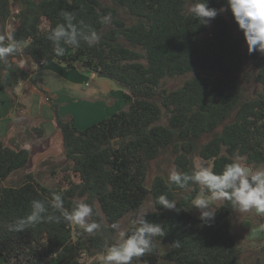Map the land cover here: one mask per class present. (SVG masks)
Listing matches in <instances>:
<instances>
[{"label":"trees","instance_id":"obj_1","mask_svg":"<svg viewBox=\"0 0 264 264\" xmlns=\"http://www.w3.org/2000/svg\"><path fill=\"white\" fill-rule=\"evenodd\" d=\"M199 2L0 0V36L12 20L8 34L24 42L7 64L0 62V92L11 97L13 107L21 106L16 89L31 75L19 65L22 58L35 68L55 61L83 73L108 74L128 100L126 109L79 130L74 119L62 117L47 92L32 82L50 103L67 163L61 175L51 171L53 186L43 185L34 173H24L31 151L0 141L2 264H100L87 259L120 243L119 223L135 217L148 201L151 211L128 227L124 239L141 220L159 225L164 235L152 237L153 251L133 264H264V245L255 260L244 259L233 232L236 208L230 201L222 199L205 223L191 201L201 193L211 196L206 186L190 180L181 188L162 175L146 186L150 162L161 156H168L175 171L189 175L198 169L195 159L216 174L237 158L252 170L264 167V54L247 52L227 0H206L218 12L207 25L190 13ZM63 12L74 13L78 28L94 29L99 43L89 47L79 37V46L61 41L58 46L65 54L56 56L57 45L47 36L57 24L66 23ZM104 16H110V23H101ZM246 65L254 69L259 85L253 97L245 95L239 80ZM183 77L178 88L164 87L165 80ZM30 131L43 137L39 128ZM18 174L16 182L1 185ZM57 193L63 199L62 210L52 207ZM161 194L174 200L175 208L159 204ZM34 199L45 206L41 222L11 231L9 225L31 212ZM81 202L93 209L87 222L100 225L95 234L63 221L62 211L71 212ZM53 216L61 222L47 219Z\"/></svg>","mask_w":264,"mask_h":264},{"label":"clouds","instance_id":"obj_2","mask_svg":"<svg viewBox=\"0 0 264 264\" xmlns=\"http://www.w3.org/2000/svg\"><path fill=\"white\" fill-rule=\"evenodd\" d=\"M227 4L236 25L242 31L247 52L249 54L253 52L264 54V0H227ZM190 13L201 25H207L218 14L217 9L207 6L206 0L195 3L190 8ZM61 15L66 23L57 24L47 36L57 45L54 48L56 56L65 54V49L58 46L61 41L79 46V37L89 47L99 43L100 36L94 29L90 26L78 28L77 24L73 23L74 13L63 12ZM101 23H110V16L102 17ZM5 39L7 40L6 44ZM23 46L24 42L17 41L11 33L7 37L0 36V62L7 64V58ZM3 75L7 77L8 73L5 71ZM168 180L181 188L191 180L210 189V197L200 194L192 199L191 203L199 209H207L213 202L225 199L230 201L240 213L254 211L264 214V167H258L253 171L239 161H234L226 164L220 174H216L206 167H200L190 175L172 170ZM158 203L167 209L175 208V201L168 199L164 194L158 197ZM62 206V196L57 193L53 197L52 207L62 210ZM31 209L26 217L9 225V229L21 232L41 222V214L45 212L44 203L34 199L31 201ZM92 215V207L84 202L75 205L71 212L62 211L63 221L79 226L89 234H95L100 225L96 222H87V218ZM213 215V211H202L201 219L208 223ZM47 219L55 223L61 222L60 217L53 216ZM140 223L141 226L135 229L129 238L109 247L105 253L99 256L100 264H133L135 259L153 251L152 237L163 236L164 230L159 225H152L143 220ZM112 227L116 228L117 225L113 224Z\"/></svg>","mask_w":264,"mask_h":264},{"label":"rangeland","instance_id":"obj_3","mask_svg":"<svg viewBox=\"0 0 264 264\" xmlns=\"http://www.w3.org/2000/svg\"><path fill=\"white\" fill-rule=\"evenodd\" d=\"M8 27H9L8 31L13 27V21L12 20H10ZM18 63L20 66H22L23 68H25L28 71L29 70L30 71L31 70L32 71H38L40 69V68H35L29 61H27L26 59L23 60V58L19 59ZM55 63L57 64V62H55ZM61 65H64V64H61ZM71 69H73L77 73H80V74L86 76L87 78L88 77L91 78V80L98 78L97 74L83 73L80 70L74 69L72 67H71ZM254 77H255V71L252 68V66H250V65H246L244 70L239 75V80H240V82L244 88V93L247 97H253L255 95V93L259 90V85L255 82ZM185 79L186 78H184V77L183 78H175V79H167L164 81L163 84L167 90H173V89H176L179 86H181ZM87 80L89 81V79H87ZM35 81H37V80H35ZM111 82H112L114 89H119V87L114 83V81H111ZM32 86H33V84H32ZM55 87H56L57 91L59 92V96L57 97L58 98L57 100H59V101L62 100L63 102H65L63 104L69 103L70 100H67L66 98L60 96L61 95L60 94L61 93L60 88L57 86H55ZM70 88L72 91L71 86H70ZM27 91H28V93L27 92L24 93L25 104L27 105V108L32 103L31 102L32 92L36 91L37 92L36 95L39 94L44 99V97H43V95H41L40 91L35 90V88H32L31 85H30V90H27ZM10 100H11V97H10ZM53 100H55V99H53ZM59 101H58V103H60ZM23 102L24 101L22 99H16V103L20 104L21 107L16 105L14 108H15L16 113L21 112V113H24L25 116L21 114L22 116L20 117V119H18V121H16L14 123L15 125H13L14 129L11 128L12 131H10V133L8 132V135L5 137L3 142L6 145L11 146V147H14L16 144H18L20 147L30 150L31 151L30 162H29L26 170H24V173H28V172L34 173L35 178L41 184L47 185V186H53L54 181H53V176L51 175V171L53 172L54 170H56V172L58 171V174L60 173L59 175H61L60 170L67 163L63 157V148H62V145L60 144L61 138L59 137L57 130H53V129L48 132L47 137H38L30 131V129L33 127L39 128V125L41 123L50 127V118H48L46 115H47V111H48L50 113V117H51V113L53 111L47 104H45L44 101H42L43 105L40 102H38L37 106L39 108L43 106V112H45V114L42 116L41 114L38 113V116L36 118L35 117L32 118V120H31V118L26 117L27 116L26 112H24L26 110V107H24ZM11 105H12V103H11ZM62 106H65V105H62ZM67 106H69V105H66L65 107H67ZM66 110H69V109H66ZM101 119L102 118L100 117L99 120L91 122L90 124H88V126H83L82 129H79V128L82 127V125L86 124V122H84L82 124L83 120H78V123H76L75 127L78 128L79 130H83L86 127L91 126L92 124H95L96 122L101 121ZM74 125H75V123H74ZM49 127H47V129H49ZM11 132H13V134ZM51 132H52V134H51ZM0 133H1V131H0ZM2 135H0V136H2ZM43 136H44V134H43ZM59 139H60V142H59ZM15 141H17V142H15ZM237 161H239L240 163L243 164L242 158H237ZM194 162H195V166L197 168H199L201 165L200 160L195 159ZM249 169L252 170L251 168H249ZM172 170H175V169H174V166L169 161L168 156H161L158 159H156L155 161L150 162L147 177H146V186L149 187L153 178L156 175L169 176V173ZM22 173H20V174H22ZM18 177H19V174L16 176H13L9 180H7V182L1 183V185H8L11 182H16L18 180ZM201 194L204 195L205 197H210V196H207L203 193H201ZM221 201H222V199L213 202L211 205H209V207L207 209H199L196 207L194 210L195 214L201 215L202 211H212L216 205L221 203ZM151 209H152L151 202L148 201L145 204V206L143 207V209L138 214L135 215V217L124 218L119 223V226L117 228L118 229L117 241L121 242L124 239V234H125V231L128 229V227L131 226L138 219V217H140L142 215V213H144L146 211H151ZM87 220H88V218H87ZM263 220H264V214H258L254 211H249L246 213H240L236 210L232 214L231 222H232V227L234 229L233 232H234L235 237L237 238V241L240 243L239 246H240L241 252L244 254L243 255L244 259H246L247 261H251L252 259L255 260L256 252H259L261 247L264 245V223H263L264 221ZM122 233H123V235H122ZM99 256L100 255H97L95 258H88L87 261L90 262L92 260H99L98 259ZM0 264H2L1 259H0ZM48 264H54V263L51 262Z\"/></svg>","mask_w":264,"mask_h":264},{"label":"crops","instance_id":"obj_4","mask_svg":"<svg viewBox=\"0 0 264 264\" xmlns=\"http://www.w3.org/2000/svg\"><path fill=\"white\" fill-rule=\"evenodd\" d=\"M7 35L8 31H6L5 33V36ZM30 73V80L21 83L17 87L16 95L17 99H22L24 101L23 105L24 107H26V110L24 112H26V117L31 118V120L34 117L36 118L38 116V113L42 116L45 114V112H43L42 101H44L45 104H47L51 108L45 94L40 92L44 97L43 99L39 94L36 95V91L32 92V103L27 108V105L25 104L24 93H28L27 90H30V85L32 88H35V90L38 91L35 85L32 86V82L37 83L39 87L47 92L48 96L52 99V102L58 105V111L62 117H72L74 119L75 126L76 123H78V120H83L82 124L86 122V124L82 125V127H80L79 129H82L83 126H88V124H90L91 122L99 120L100 117L102 118L101 120H103L120 110L122 111L126 109L128 105V100L124 97V94L126 92L120 89H114L111 82L112 80L110 78L105 79L97 76V79L91 80V78H87L86 76L77 73L76 71L71 69V67L67 65H61L58 62L57 64L55 62H51L46 66L40 68L38 71L31 70ZM87 79H89V81ZM55 86L60 88V96L66 98L67 100H70L69 103L63 104L65 102H63L62 100H57L59 92L57 91ZM70 86L72 87V91ZM8 96V94L0 92V135L4 133L2 136H0V141H4L5 137L8 135V132L10 133V131L14 129V123L18 121V119H20L22 115L25 116L24 113L15 112V108L11 105V100ZM58 101L60 103H58ZM38 102L42 104V107L39 108L37 106ZM62 105L69 106L65 107ZM46 116L50 118L51 128L42 123L39 125V128L44 132L43 137H47L48 132L53 129L57 130L58 135L61 138V134L57 129V125L55 122L54 113L52 112L50 117V113L47 111ZM47 127H49V129H47ZM11 133L13 134V132ZM60 144L62 145V139Z\"/></svg>","mask_w":264,"mask_h":264},{"label":"water","instance_id":"obj_5","mask_svg":"<svg viewBox=\"0 0 264 264\" xmlns=\"http://www.w3.org/2000/svg\"><path fill=\"white\" fill-rule=\"evenodd\" d=\"M97 76L100 78H106V79L110 78V76L108 74H105V73H97Z\"/></svg>","mask_w":264,"mask_h":264}]
</instances>
